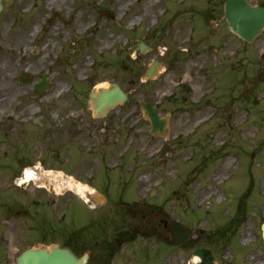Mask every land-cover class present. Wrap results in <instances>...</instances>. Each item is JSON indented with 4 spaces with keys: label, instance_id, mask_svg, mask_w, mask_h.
<instances>
[{
    "label": "rangeland",
    "instance_id": "1",
    "mask_svg": "<svg viewBox=\"0 0 264 264\" xmlns=\"http://www.w3.org/2000/svg\"><path fill=\"white\" fill-rule=\"evenodd\" d=\"M223 1L64 0L47 7L44 0H5L6 9L0 15V59L14 62L6 77L14 86H0V94L15 88L16 92L0 104V171L5 170L10 182L13 174L27 166L34 168L35 161L47 157L35 154L47 148L48 135L43 137L47 127L54 130L63 114H77L69 113L72 107L79 108L73 100H85L97 85L117 82L128 100L102 121L85 116L80 134L85 148L82 156L74 153L61 166L73 180L59 170L44 171L53 192L70 196L73 192L67 190L71 189L84 195L89 180L100 186H94L97 193L108 197L109 189L114 197L93 226H133L148 234L156 229L160 235L137 237L147 242L145 251L154 264H195L199 259L193 254L202 258L205 250L211 254L209 264H254L255 260L264 264L260 229L264 221V82L255 77L264 71L260 58L264 29L251 44L240 43L228 31L217 41L209 31L221 33L225 23L219 15L207 19L214 5L219 8ZM249 2L262 5L264 0ZM122 4L125 6L120 7ZM75 7L81 8L80 14H74ZM108 12L115 17L108 18ZM71 13L78 24L92 20V26L78 34L67 26L65 39L58 38L57 45L46 50L49 57L40 61L35 46H42L47 28L71 20ZM137 14L141 18L130 25L129 20ZM35 18L44 28L31 40L17 44L24 48V58L17 53L14 31L17 25ZM48 18L52 20L44 23ZM197 23L202 26L198 31ZM194 31L200 34L194 35ZM145 32L150 34L145 41L152 50L145 54L130 51L133 41L143 38ZM7 34L13 37L7 39ZM108 42L111 44L102 48ZM153 58L162 60L164 69L144 81L142 74ZM230 63L240 66L241 72L246 69L245 83L239 71L224 69ZM21 71L30 74L27 82L18 80ZM43 73L50 87L32 97V86ZM61 81L66 86H56ZM207 96L212 102L209 118L193 127V112L201 110L197 117L205 113L201 102ZM143 100L155 105L162 115H171L166 138L149 134V122L140 108ZM163 143L170 149L161 163L155 152ZM227 154L232 155L231 166L214 179V170ZM14 156L18 160L12 162ZM43 165L52 167L47 160ZM145 173L149 177L140 178ZM208 188L217 192L200 201ZM32 191L33 185L25 184L16 191L18 196L6 194L7 202L0 194V264L2 259L15 264L16 256L35 243L34 217L29 221L28 216H19L27 221L22 224L21 239L23 218H13V225L5 221L6 209L14 202L10 196L19 200ZM75 209L82 211L74 218L78 226L93 217L94 212L85 206L77 204ZM161 219L177 220L195 240L188 246H175L164 236ZM48 225L58 226L55 222ZM247 232L249 237L244 238L242 234ZM156 236L161 237L157 246L152 241Z\"/></svg>",
    "mask_w": 264,
    "mask_h": 264
},
{
    "label": "flooded vegetation",
    "instance_id": "2",
    "mask_svg": "<svg viewBox=\"0 0 264 264\" xmlns=\"http://www.w3.org/2000/svg\"><path fill=\"white\" fill-rule=\"evenodd\" d=\"M216 5L212 8L209 13L208 20L215 19L217 15L223 19L225 22V16L223 9H220L221 15ZM227 26L220 31L210 30L209 34L213 37L215 36L217 41H222L225 38L224 33H227ZM229 33V32H228ZM199 34V32H198ZM231 35V33H229ZM232 69H238L240 66H235L234 64H229ZM246 70H243L242 81H245L247 75ZM243 94L240 95L241 97ZM78 103L79 108L72 107L69 113H77L76 115L63 114L57 124V127L53 130L47 127L44 133V138L48 135L47 148L40 152L35 151V154H44L48 157L57 156L59 162L53 163L57 166H64L67 155H72V153H81L83 146L81 142L83 138L80 134L83 132L82 123L85 121V116L90 119L102 121L104 118H95L92 114L91 109L85 100H73ZM88 114V116H87ZM73 126V128H72ZM57 133V135L53 134ZM44 144V143H43ZM36 150V149H35ZM67 154V155H66ZM53 155V156H52ZM66 155L63 160L59 156ZM69 158V157H68ZM43 160L41 164H43ZM50 160V164H51ZM16 176V174H15ZM6 180L0 181V186H2L3 193H6ZM106 198V197H105ZM89 201L94 202L93 211L99 212L103 210L109 203L108 197L104 202L94 201L89 198ZM43 204V207H47L50 211L44 209L42 216L38 212L37 207ZM64 204V208L68 211L74 212L75 206L71 197L57 196L51 197L45 193L40 192L39 184L35 183V196H31L30 199L24 200L21 204L12 206L10 212L15 213L17 216L22 214H29L31 212V204H35V245L40 243L47 244H58L59 246H66L72 249L76 254L81 255L84 252H88V263L89 264H154L147 256L145 248L146 245L143 242L137 240V235L140 234V230L131 226H113V227H94L81 224L76 226L75 223L68 218L67 222L64 221L65 214L58 218V226L48 225L49 222H53L54 218L49 213H53L56 209L61 208V204ZM49 212V213H48ZM64 221V223H63ZM166 235L169 236L167 227H163ZM154 234L156 231L153 232ZM4 260H1V263Z\"/></svg>",
    "mask_w": 264,
    "mask_h": 264
},
{
    "label": "water",
    "instance_id": "3",
    "mask_svg": "<svg viewBox=\"0 0 264 264\" xmlns=\"http://www.w3.org/2000/svg\"><path fill=\"white\" fill-rule=\"evenodd\" d=\"M225 8L230 28L242 39L250 42L262 30L264 26L263 8L252 7L245 0H227ZM136 46L142 52L146 49L141 42L136 44ZM159 66L160 63L154 61L147 69L145 76L152 77L159 69ZM20 80L26 81V77H21ZM47 86V81L43 80L34 87L32 95L42 93ZM89 97L91 98L90 102L94 114L97 116L105 115L117 102L122 103L126 100L125 93L116 83H111L107 89L100 88L97 92H91ZM142 109L144 111V117L150 120V132L152 134L165 135L167 133V117H160L156 109L144 102L142 103ZM166 150L167 147L163 146L157 152V155H164ZM171 235L172 239L177 243H188L187 231L176 222L171 224ZM262 236L264 239V224L262 225ZM85 262L86 255L78 258L68 248H60L57 246L28 249L17 258V264H85Z\"/></svg>",
    "mask_w": 264,
    "mask_h": 264
},
{
    "label": "bare ground",
    "instance_id": "4",
    "mask_svg": "<svg viewBox=\"0 0 264 264\" xmlns=\"http://www.w3.org/2000/svg\"><path fill=\"white\" fill-rule=\"evenodd\" d=\"M58 1H64V0H44L45 5L47 7H51L53 4L57 3ZM125 4L120 5V7H124ZM147 5L144 6V12L146 13L147 11ZM80 10V11H79ZM80 14L81 13V8L79 7H75L74 8V14ZM71 20L69 21H62L61 23H57L55 25H53L51 28H47L46 29V34L44 35V37L42 38V46L40 48H38L37 46H35L36 49V54L40 57V61L44 60L46 58L49 57V52H47V49H53L57 43H58V38L61 39H65L64 34L66 33L67 30L69 31V29H67V26L70 28V30H72L75 33H81V31L84 28H90L92 26V20H88L86 22H81L80 24H78L77 22V17L73 16V14L71 13ZM141 14H137L134 17H132L129 20V24L133 25L138 18L140 17ZM75 17V18H74ZM42 29V24L39 23V21L37 19L28 22L27 24H25L24 26H19L17 25L14 33L17 34V39H16V50L17 53H22L25 58V51L24 48H17V44H19L21 42L22 39H26V40H31V38L33 36H35L38 32H40V30ZM7 39H10L11 37H13V35H5L4 36ZM56 38V41L52 42L53 38ZM114 42V41H112ZM111 43H104L102 45V48H107ZM17 63V60H16ZM85 64H87V62H84ZM10 65V66H9ZM14 62L10 61L9 59H5V58H1L0 59V86H14L13 84H10L6 77H9L10 71L11 69L14 67ZM24 65L26 67V69H29V64L26 62V60H24ZM10 67V68H9ZM51 68L49 67L47 69L48 72H50ZM84 70V69H83ZM82 70V71H83ZM9 80V79H8ZM106 83V82H104ZM106 85V84H105ZM56 86H66L64 81L58 82L56 84ZM99 86V85H97ZM63 87H60L59 90H62ZM16 92V88L14 90H9L6 92H3L0 94V104H2L4 101H7L8 99L11 98V96H13V94ZM208 111L201 117H197L198 114L200 113L199 110H195L193 112V116H194V122H193V127L197 126L198 124H200L201 122L205 121L208 117H209V107H207ZM31 111H33V109H31ZM192 127V129H193ZM221 134V133H220ZM218 134V135H220ZM218 137V136H217ZM232 155L231 154H227L224 156V158L221 160V163L216 167V169L213 172V178L214 179H218L219 177L222 176V174L225 172V170L231 166L232 164ZM149 174L145 173L142 174L140 176V178H148ZM216 190H211L210 188H208L205 192H203L200 196V201H202L203 199L206 198V195L209 194H214L216 193ZM244 238H248L249 237V233H244L242 234ZM254 264H260V262L257 260L254 261Z\"/></svg>",
    "mask_w": 264,
    "mask_h": 264
}]
</instances>
